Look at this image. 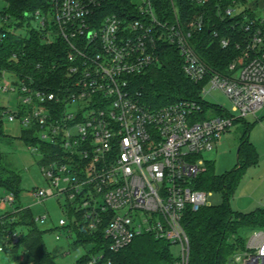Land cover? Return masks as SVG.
<instances>
[{"label":"built area","instance_id":"built-area-1","mask_svg":"<svg viewBox=\"0 0 264 264\" xmlns=\"http://www.w3.org/2000/svg\"><path fill=\"white\" fill-rule=\"evenodd\" d=\"M117 1L53 0L51 14L30 15L39 22L34 29L44 33V42L61 38L67 53L52 69L61 76H53L48 85L11 74L16 81H5L1 89L17 95L18 103L6 108L5 117L37 140L28 147L40 154L48 186L29 195L43 202L65 197L68 219H61L59 227L69 236L76 230L101 232L112 253L152 236L179 246L177 264H189L184 219L188 212L210 206L213 195L195 188L208 162L202 154L217 148L235 122L264 108V18L246 19L251 38L223 74L193 46L195 32L205 27L203 14L184 24L175 7L170 19L157 12L153 0H129L121 11L112 12ZM208 1L192 0L202 7ZM243 10L228 9L226 15ZM5 37L0 29V43ZM221 44L226 48L230 41ZM165 45L177 49L191 82L204 83L199 100L151 108L134 92L133 79L162 63ZM216 90L230 101V112L207 102L206 96ZM213 112L224 115L206 118ZM1 203L13 206L14 194ZM251 236L234 264H264V231ZM9 239L5 246L18 240L16 235ZM104 258V252L98 253L88 264Z\"/></svg>","mask_w":264,"mask_h":264},{"label":"trees","instance_id":"trees-1","mask_svg":"<svg viewBox=\"0 0 264 264\" xmlns=\"http://www.w3.org/2000/svg\"><path fill=\"white\" fill-rule=\"evenodd\" d=\"M7 7L0 13L3 20L2 31L6 37L0 43V78L3 72L19 76H32L40 85H48L59 70L54 66L64 62L67 45L61 38L51 44L44 42V33L32 28L25 34L18 29L30 26L31 16L36 12L49 15L53 12V0H5ZM157 12L170 19L174 7L178 9L181 20L188 24L191 19L204 15L205 27L195 32L193 46L199 56L214 70L227 74V68L235 62L246 49L250 34L245 32L246 19L260 21V9L264 0H255L253 8L248 0H209L205 6L195 5L192 0H153ZM251 2V3H252ZM122 4L129 0H118L112 12L122 10ZM244 8L236 16L226 15L228 9ZM217 33L218 37H215ZM222 40H229L223 48ZM264 51V46H263ZM162 63L151 66L145 73L133 79L132 86L139 93L144 104L151 108H161L182 100H199L203 84H194L183 71V61L176 48L165 45L162 48ZM207 108V107H206ZM6 108L0 107V188L15 196V204L23 192L22 177L5 163L2 152L4 143L14 139L3 130ZM205 118V115H202ZM242 139L238 155V168L225 175L215 172V165L206 162V171L197 178L195 188L203 191H223L226 203L220 206H207L198 212H188L183 225L189 237V264H234L236 254L247 247L248 236L256 231H264V208L250 213L235 212L227 205L229 196L235 192L240 173L259 161L256 148L250 143L248 134ZM21 139L27 144H37V140L26 132ZM46 147H42L45 149ZM46 150V149H45ZM14 204V205H15ZM20 230L17 242L10 244L11 236ZM45 233L38 226L29 208L16 206L12 213L0 217V246L13 264H59L44 241ZM73 247L90 246L88 253L76 264H88L93 255L104 252L105 258L98 264H177L172 253V245L152 236L137 238L129 247L118 253L109 252L107 241L101 232L90 234L75 232ZM25 260L20 261L19 255Z\"/></svg>","mask_w":264,"mask_h":264},{"label":"rangeland","instance_id":"rangeland-1","mask_svg":"<svg viewBox=\"0 0 264 264\" xmlns=\"http://www.w3.org/2000/svg\"><path fill=\"white\" fill-rule=\"evenodd\" d=\"M136 1V0H133ZM7 3L0 0V13L5 10ZM264 17V13H263ZM39 22L35 19L30 20V26L18 29L19 34H25L27 29L37 28ZM3 27V20L0 15V28ZM161 67V64L159 65ZM5 81L14 82L15 77L8 72L0 78V107L13 109L18 103V96L2 92V85ZM207 102L224 107L231 111V103L221 90L212 91L206 96ZM224 115V113L213 112L207 114L206 118H215ZM248 124L251 131L248 134L250 143L256 148L259 161L255 165L246 167L241 173L234 193L229 196L228 206L232 211L240 213H249L256 208L264 207V108L257 112L256 116H250L244 120L237 121L224 134L221 144L210 152H204L202 157L214 163L215 172L218 175H225L238 168V155L242 139L248 130ZM3 130L14 139L11 143L2 145V152L5 156V163L16 170L22 177L23 192L16 204L7 205L2 209L0 205V217L7 213H12L14 207L22 206L29 208L36 219L38 228L45 233L44 241L49 251H51L59 264H76V262L85 256L90 246L73 247L76 240L75 235L69 236L66 231L59 227L61 219H68L67 212L64 210L65 197H53L46 201H39L29 196V192L34 189L47 188L48 184L40 168L41 156L39 153L30 150L28 145L21 139L22 129L20 124L9 122L6 117L3 118ZM10 195L5 189L0 188L1 201ZM210 206H220L226 203L223 191H213L209 198ZM20 230L15 232L17 238L20 237ZM60 236L57 240L56 237ZM248 236L247 246L251 239ZM247 248V247H246ZM255 252L254 250L251 251ZM172 253L175 258L181 257V248L172 246ZM24 254H20L19 258ZM244 257V253L241 254ZM0 264H9L7 257L0 250Z\"/></svg>","mask_w":264,"mask_h":264},{"label":"crops","instance_id":"crops-1","mask_svg":"<svg viewBox=\"0 0 264 264\" xmlns=\"http://www.w3.org/2000/svg\"><path fill=\"white\" fill-rule=\"evenodd\" d=\"M260 12H261V17L262 18H264L263 17V13H264V5L261 7V9H260ZM1 77H4V74H2V76ZM3 108V107H2ZM30 196V195H29ZM0 205H2L1 207H2V209H6L7 208V205H3L2 203L0 204ZM15 208V207H14ZM259 208H264V207H259ZM259 208H256V209H259ZM255 209V210H256ZM254 210V211H255ZM252 212V211H251ZM250 213V212H249ZM2 217V216H1ZM51 252V251H50ZM3 253L5 254V256L7 257V260L9 261V264H13L12 263V261L10 260V258L8 257V255L3 251ZM53 254V253H52ZM20 259V258H19ZM25 260V256L23 255L22 257H21V259H20V261H24Z\"/></svg>","mask_w":264,"mask_h":264},{"label":"water","instance_id":"water-1","mask_svg":"<svg viewBox=\"0 0 264 264\" xmlns=\"http://www.w3.org/2000/svg\"><path fill=\"white\" fill-rule=\"evenodd\" d=\"M258 16H260V14H258Z\"/></svg>","mask_w":264,"mask_h":264}]
</instances>
